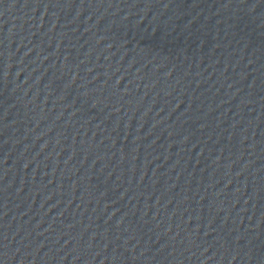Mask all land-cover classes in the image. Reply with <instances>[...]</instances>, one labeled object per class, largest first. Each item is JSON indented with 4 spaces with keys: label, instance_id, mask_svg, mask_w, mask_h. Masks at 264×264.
Here are the masks:
<instances>
[{
    "label": "water",
    "instance_id": "1",
    "mask_svg": "<svg viewBox=\"0 0 264 264\" xmlns=\"http://www.w3.org/2000/svg\"><path fill=\"white\" fill-rule=\"evenodd\" d=\"M0 264H264V0H0Z\"/></svg>",
    "mask_w": 264,
    "mask_h": 264
}]
</instances>
